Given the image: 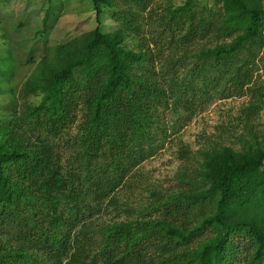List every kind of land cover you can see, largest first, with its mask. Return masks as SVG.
<instances>
[{
    "label": "trees",
    "instance_id": "obj_1",
    "mask_svg": "<svg viewBox=\"0 0 264 264\" xmlns=\"http://www.w3.org/2000/svg\"><path fill=\"white\" fill-rule=\"evenodd\" d=\"M128 1L142 11L147 6ZM91 2L95 28L45 51L22 93L37 102L15 106L0 127V264H264V138L240 151H202L196 180L167 195L156 219L127 216L98 227L91 256L92 243L78 237L153 154L164 108L198 83L241 87L250 79L264 52L262 1L217 0L214 9L188 0L167 9L155 42L168 36L167 74L157 63L159 48L127 44L140 39L138 13H114L120 26L105 34L100 15L116 3ZM4 61L0 83L14 71ZM171 62L190 67L179 75ZM74 125L65 159L57 139Z\"/></svg>",
    "mask_w": 264,
    "mask_h": 264
},
{
    "label": "rangeland",
    "instance_id": "obj_2",
    "mask_svg": "<svg viewBox=\"0 0 264 264\" xmlns=\"http://www.w3.org/2000/svg\"><path fill=\"white\" fill-rule=\"evenodd\" d=\"M116 8H105L100 15L101 30L110 34L119 28L120 23L113 17L126 9L138 13L137 27L140 39L127 41L129 46L138 43L148 45L153 52L161 51L163 72L171 71L167 45V35L158 41L162 31V18L167 9L183 5L188 0H144V11L128 0H114ZM201 6L216 8L217 0H191ZM264 7V0H261ZM47 13V14H46ZM126 13V12H125ZM127 14V13H126ZM126 16V15H125ZM44 18L48 19L44 26ZM0 61L13 65L12 80L0 83V127L12 118L13 111L23 105L35 104L33 97H24L23 87L28 77L47 49L90 32L95 28L94 11L91 0H0ZM161 38V37H160ZM199 42L197 47H203ZM173 63V62H171ZM173 71L179 75L187 69H180L173 63ZM6 67V66H5ZM250 79L245 85L235 87L230 81L218 80L213 86L203 88L198 83L186 93L179 104H170L159 116L154 131L156 143L153 154L133 169L127 182L112 195L115 205H109L100 213L93 214L89 229L78 233L79 239L85 236L92 246H87L90 256L97 251L99 235L97 228L123 221L139 215L158 217L155 208L167 195L185 188L186 181H195L200 153L215 146H227L236 151L264 138V52L250 68ZM207 90L203 96L201 89ZM76 134L75 125L62 138L57 139V149L65 159L70 155L68 138ZM197 169V170H196ZM184 182V183H183ZM147 213V214H146ZM207 238V233L192 242ZM94 240H96L94 242ZM95 243V244H93ZM242 248L248 249L246 240L240 238ZM100 258V257H98ZM98 264V263H97Z\"/></svg>",
    "mask_w": 264,
    "mask_h": 264
}]
</instances>
